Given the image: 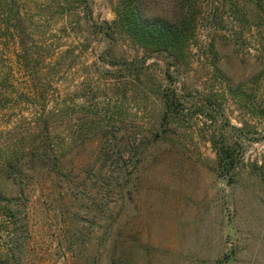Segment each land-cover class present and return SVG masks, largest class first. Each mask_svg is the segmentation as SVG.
<instances>
[{
  "label": "rangeland",
  "instance_id": "1",
  "mask_svg": "<svg viewBox=\"0 0 264 264\" xmlns=\"http://www.w3.org/2000/svg\"><path fill=\"white\" fill-rule=\"evenodd\" d=\"M13 1L32 67L62 63L68 129L91 126L95 109L102 119L56 163L24 154L21 181L0 175L26 222L0 264H264L257 34L200 30L177 65L104 24L118 0H87L88 14L82 0ZM221 145L235 148L232 178L220 174Z\"/></svg>",
  "mask_w": 264,
  "mask_h": 264
},
{
  "label": "trees",
  "instance_id": "2",
  "mask_svg": "<svg viewBox=\"0 0 264 264\" xmlns=\"http://www.w3.org/2000/svg\"><path fill=\"white\" fill-rule=\"evenodd\" d=\"M12 2L0 0V126L8 128L0 130V175L21 181L25 172L20 159L24 154L41 162L56 163L68 138L74 142L82 139L102 118L95 109L91 126L82 130L75 123L76 127L68 129L66 99L58 75L62 63L59 60L46 72L44 67H32L24 35L14 23ZM80 2L88 14L87 0ZM114 11L115 18L104 22L108 28L150 54L167 55L177 65L186 62L200 30L227 23L238 29L231 34L236 40L244 32L256 33L258 59L264 70V0H118ZM237 35L239 37L235 38ZM8 36L15 37L19 46L12 59L6 53ZM24 107L28 108L29 117H23ZM78 107L73 103L71 110L76 111ZM15 113L14 123L11 116ZM22 122L26 125L24 132ZM87 136L88 133L83 139ZM236 160L235 148L224 145L218 148V165L224 178H232ZM18 199L5 195L0 189V232L4 233L0 234V259L3 256L9 260V256H14L9 241H18L24 236L25 214L13 207Z\"/></svg>",
  "mask_w": 264,
  "mask_h": 264
}]
</instances>
